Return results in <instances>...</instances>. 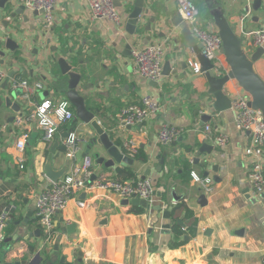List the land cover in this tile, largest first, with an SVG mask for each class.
I'll return each mask as SVG.
<instances>
[{
	"label": "crops",
	"instance_id": "1",
	"mask_svg": "<svg viewBox=\"0 0 264 264\" xmlns=\"http://www.w3.org/2000/svg\"><path fill=\"white\" fill-rule=\"evenodd\" d=\"M115 1L124 18L121 27L107 19L93 18L83 0H60L54 9V24L47 32L40 28V13L35 14L34 9H25L16 18L9 17L7 12L20 2L13 6L8 1L9 9L3 10V19L10 22L7 27L0 24V32L7 33L17 47L3 49L6 53L0 54V62L4 61L0 65L8 77L13 71V75L43 81L44 90L48 91L43 96L59 100L67 98L68 76L60 72L58 58L70 57L75 70L81 73L80 94L114 142L121 147L125 141L134 140L147 154L146 160L133 156V164L121 166L119 171L105 167L96 162L94 150L86 153L87 136L94 135L93 128L74 119L73 130L81 140L77 161L81 162L85 154L92 158L91 179L101 176L125 181L152 179L154 190H160L161 196L153 194L150 202L162 207L147 210L140 205L123 204V197L111 190L85 188L72 195L56 213L57 232L43 243L34 204L36 196L51 183L44 165L50 158L52 166L60 169L67 163L69 167L70 161L59 138L47 142L34 125L17 126L14 119L8 121L22 108L21 91L15 88L11 100L17 109L5 104L0 107V206L13 199L18 210L0 240V264H44L53 255L58 258L65 255L68 264H264V192L257 194V202L246 197L248 191L256 195L248 177L251 160L244 154L249 133L235 127L231 108L217 112L211 107L214 98L208 93L205 76L202 72L194 73L189 66V60L197 57L187 45L181 27L173 24L182 17L176 1L144 0L143 14L134 34L127 31L126 24L135 0ZM194 1L201 24L218 31L211 10L221 6L233 30L242 38L245 52L250 55L256 51L258 47L243 30L264 27V0L258 8L253 7L254 0ZM155 42L163 43V66L169 65L171 70L169 75L162 73L157 81H151L133 71L132 55L124 50L128 44L132 51L137 45ZM218 55L222 71L228 72L230 66L224 52ZM254 69L264 79V54L254 61ZM7 80L0 83V97L10 95ZM224 91L231 98L243 94L249 101L252 99L236 78L226 82ZM145 93L159 101V110L142 122L125 124L119 118L121 106ZM38 94L42 97L41 92ZM72 106L75 109L73 103ZM191 106L199 108L195 117ZM204 112L211 114V118L201 123ZM164 122L187 126L188 130L172 142L162 144L158 131ZM207 123L227 132L229 141L225 147L205 135ZM21 130L31 132L23 151L15 144ZM187 146L191 149H186ZM101 154L106 156L105 152ZM20 155L25 159L22 168L17 163ZM185 158L194 163L196 173L204 169L200 175L213 178L212 192L202 191L192 179L183 181L178 177L177 169ZM174 186L178 194L185 192V197L179 200L184 201L185 208L175 207L178 217L175 222L186 228L191 219L196 221L195 234L187 235V241L175 247L171 246L175 222L171 216L164 218L161 211L171 212V206L177 204L170 194ZM201 194L205 196L204 202L200 200ZM103 218L104 221H99ZM166 222L169 228L162 226ZM239 228H243V235L236 231ZM53 264L67 263L57 260Z\"/></svg>",
	"mask_w": 264,
	"mask_h": 264
},
{
	"label": "built area",
	"instance_id": "2",
	"mask_svg": "<svg viewBox=\"0 0 264 264\" xmlns=\"http://www.w3.org/2000/svg\"><path fill=\"white\" fill-rule=\"evenodd\" d=\"M24 4L26 9L41 10L38 18L40 28L47 32L55 21L54 9L60 0H17ZM93 18H103L111 21L118 27L123 24L122 13L115 0H83ZM178 11L188 23L193 35L202 43V53L214 63L216 73L223 74L222 64L218 54L222 51L223 41L218 31L201 24L198 20V8L194 0H175ZM255 47L264 49V27L253 30H243ZM133 71L138 75L157 81L162 76L164 46L162 42L137 45L131 51ZM189 66L194 73H201L198 59L189 60ZM8 78L10 88L21 91L22 108L14 118L15 125H34L42 140L50 142L59 138L65 148L64 152L69 159L68 171L56 182H51L35 198L34 215L42 231L43 243H47L57 232L55 215L62 210L69 198L85 188H101L111 190L123 198H144L149 202L153 198L154 183L150 178H136L125 181L112 176H101L91 179L92 158L83 157L81 162L76 159L79 149V136L73 130L72 121L75 109L68 98L55 100L49 96L41 97L38 93L45 88L41 80H31L21 74L7 76V71L0 65V83ZM231 109L233 121L237 129L249 133V142L244 148V154L250 160L248 177L253 192L260 194L264 191V119L263 114L249 103V98L237 94L232 98ZM160 108L159 101L150 93H145L136 101L125 103L119 110V118L125 124H135L148 119ZM188 130L181 126L164 122L158 131V140L162 144L170 143ZM203 132L220 147H225L229 141L227 132L219 130L211 123L204 126ZM31 136L29 130H21L17 135L15 144L17 149L23 151ZM138 145L134 140H127L121 150L130 156L137 152ZM17 163L24 166L23 155L18 156ZM191 179L198 183L199 188L205 192H212L215 182L209 175L201 176L194 170ZM82 203V202H80ZM18 210L15 200L8 201L0 207V240L5 228ZM264 261V257H263Z\"/></svg>",
	"mask_w": 264,
	"mask_h": 264
},
{
	"label": "water",
	"instance_id": "3",
	"mask_svg": "<svg viewBox=\"0 0 264 264\" xmlns=\"http://www.w3.org/2000/svg\"><path fill=\"white\" fill-rule=\"evenodd\" d=\"M10 1L14 6L17 4V0H0V24L7 27L9 25V19H3V10H8L9 8L6 6V3ZM262 0H254L253 7L258 8L261 5ZM144 0H135L134 6L132 10L128 14L126 29L130 34H134L137 30V25L140 23V17L143 14ZM26 7L24 4L19 3L17 8L13 11L7 12L9 17L16 18L19 15H22L25 11ZM41 10H34L35 14H38ZM213 14L215 24L218 27V32L222 38V52H224L227 62L229 63L230 69L228 72L224 74L216 73L214 70V63L211 59H209L206 55L202 53V43L193 35L188 23L183 20L182 17H179L177 21H173L174 25H179L182 29L183 37L189 47L195 53V56L199 60L200 70L205 76L208 83V93L211 94L214 98L211 103V107L214 111H224L226 109L231 108L232 99L230 96L226 94L224 91V86L226 82L230 78H236L241 86L247 90L252 99L249 101L250 105L253 108L260 109L263 114L264 119V79L255 71L254 69V61L260 58L264 54V49L258 47L255 52L252 54H248L245 52L242 47V38L233 30L230 22L228 21L227 16L224 14V10L221 6H216L211 10ZM24 20H28V16L24 15ZM164 24L168 25V22H164ZM10 48L14 50L17 47L16 42L9 36L7 33L2 34L0 32V54L5 55L4 48ZM126 54H131V45L128 44L126 49L124 50ZM71 59L67 55H62L58 58V64L60 67V72L64 75L68 76V90L66 92L67 98L73 103L75 106V117L74 119H80L86 123H89L93 128L94 135L87 136V141H89V146L86 149V153L94 150V155L97 163H103L105 167H114L116 171L121 170V166L131 165L134 162V157L125 154L119 145H117L112 139L110 132L102 125V123L95 116V113L90 110L85 102V97L80 94L78 90V86L81 81V73L75 70V66L72 62L69 61ZM1 61L0 63H3ZM170 66H163V74L169 75ZM9 76L13 75V71L9 72ZM13 88H10L9 96H1L0 97V107L5 104L7 106H12L17 109L15 106V102H12L11 96ZM48 93L47 90L41 92L43 97L44 94ZM211 118V114L203 113L201 115V123L207 122ZM14 116H10L8 121H13ZM1 127V124H0ZM104 154H101L103 152ZM201 152H198L200 154ZM86 156V154H85ZM108 157V158H106ZM196 158L195 161H197ZM68 163L65 164L60 169H55L52 166L50 158L44 165V173L47 178L51 180V182H56L60 177H62L67 171ZM205 174H208L207 172ZM264 192V191H263ZM260 193V195L263 194ZM154 194L161 196L160 190H154ZM171 198L173 201L177 202L180 199L185 197V192L178 194L175 190V186L172 187ZM246 197H248L252 202H257L259 199V195H253L252 191H248L246 193ZM201 202H204L205 196L201 194L200 196ZM123 204H131V205H140L146 208L147 210L155 209L160 210L162 205H152L151 202L144 198L133 197L123 198ZM162 216L164 218H169L171 216V212L169 209H162ZM105 218L99 221H104ZM179 223L182 224L181 218H179ZM165 228H169V223H164L162 225ZM236 231H240L241 235H243V228H239ZM47 252H49V248H47ZM59 261L61 263H67L66 256L61 255H53L51 256L44 264H53L55 261Z\"/></svg>",
	"mask_w": 264,
	"mask_h": 264
},
{
	"label": "trees",
	"instance_id": "4",
	"mask_svg": "<svg viewBox=\"0 0 264 264\" xmlns=\"http://www.w3.org/2000/svg\"><path fill=\"white\" fill-rule=\"evenodd\" d=\"M211 96V95H210ZM192 110V115L193 117L197 116L199 114V108H195V106H191L190 108ZM76 123V120L72 121V127L74 126V124ZM119 141V140H118ZM186 149H191V147L187 146ZM135 158H141L142 160H146L147 159V154L146 152L141 148L138 147L137 152L134 154ZM194 163H192L189 159L185 158L183 160H181V165L180 167L177 169V175L178 177L183 180V181H187L191 179V171L194 168ZM200 174H204V169H202L200 171ZM184 201H178L176 205H172L171 206V218L174 220L177 219L178 217L175 215V207H181V208H185L184 206ZM1 207V206H0ZM185 213L187 215H191V211L188 209H185ZM174 239L171 242V246L175 247V246H179L183 243H185L187 241V235H194L196 232V221L195 219H191L190 222L187 224L186 228H181L176 222L174 224ZM40 257H37V259L40 261L39 259Z\"/></svg>",
	"mask_w": 264,
	"mask_h": 264
}]
</instances>
